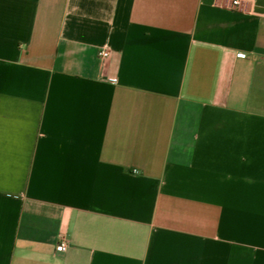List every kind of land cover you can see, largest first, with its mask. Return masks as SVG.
Returning <instances> with one entry per match:
<instances>
[{
  "label": "crops",
  "instance_id": "crops-1",
  "mask_svg": "<svg viewBox=\"0 0 264 264\" xmlns=\"http://www.w3.org/2000/svg\"><path fill=\"white\" fill-rule=\"evenodd\" d=\"M231 5L0 0V264H264V0Z\"/></svg>",
  "mask_w": 264,
  "mask_h": 264
},
{
  "label": "built area",
  "instance_id": "built-area-1",
  "mask_svg": "<svg viewBox=\"0 0 264 264\" xmlns=\"http://www.w3.org/2000/svg\"><path fill=\"white\" fill-rule=\"evenodd\" d=\"M243 2H244V0H232L231 7L233 9L238 8L242 5ZM109 56H110L109 51L102 50L99 52V58L102 60L107 59ZM66 249H67V243L65 241H62L57 247L58 252H65Z\"/></svg>",
  "mask_w": 264,
  "mask_h": 264
}]
</instances>
